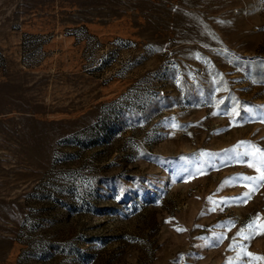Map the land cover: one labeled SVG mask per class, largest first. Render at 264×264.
I'll list each match as a JSON object with an SVG mask.
<instances>
[{
    "label": "rangeland",
    "instance_id": "1",
    "mask_svg": "<svg viewBox=\"0 0 264 264\" xmlns=\"http://www.w3.org/2000/svg\"><path fill=\"white\" fill-rule=\"evenodd\" d=\"M262 120L264 0H0V264H264Z\"/></svg>",
    "mask_w": 264,
    "mask_h": 264
},
{
    "label": "snow or ice",
    "instance_id": "2",
    "mask_svg": "<svg viewBox=\"0 0 264 264\" xmlns=\"http://www.w3.org/2000/svg\"><path fill=\"white\" fill-rule=\"evenodd\" d=\"M229 114L238 115L239 113L237 112L236 108H233L232 112ZM262 122H264V120H262ZM243 143L245 142H241V144ZM232 151H235V146L232 149ZM238 155L239 156H252L255 160H257V163H253L249 161L248 167L255 168L256 172L259 175L256 177H251V176L243 177V179L247 181L254 182L253 185H248V184L244 185V187L248 188V191L243 194L245 199H242L241 202L247 203V199H250V194L258 190V188L255 186L256 184H259L260 187H264V150H261L256 145H249L248 151L244 153H240ZM177 231H183V229H177ZM237 235L242 237L246 241H251L255 239L256 236L258 235H264V220H262L260 214H257L255 217H253L247 223L246 228L241 229L237 233ZM241 251L244 252L247 256L252 257L254 260H264V256H256L252 252H248L247 249L243 246L241 247Z\"/></svg>",
    "mask_w": 264,
    "mask_h": 264
}]
</instances>
